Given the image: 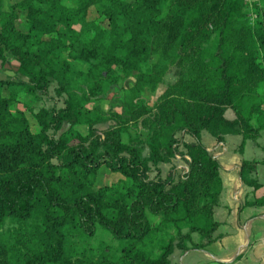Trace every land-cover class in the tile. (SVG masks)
Segmentation results:
<instances>
[{
    "label": "trees",
    "instance_id": "1",
    "mask_svg": "<svg viewBox=\"0 0 264 264\" xmlns=\"http://www.w3.org/2000/svg\"><path fill=\"white\" fill-rule=\"evenodd\" d=\"M5 4L0 65L10 54L17 67L0 78V264H171L175 248L209 244L220 163L200 132L241 134L242 151L264 130V0L252 3L253 19L246 0ZM172 70L176 80L148 104L143 93ZM131 78L124 113L99 131L107 118L86 102ZM16 87L32 100L52 91L62 104L30 106V121L3 94ZM177 157L186 169L176 177ZM258 162L242 160L239 170L254 190ZM161 164H171L165 175ZM102 167L127 182L95 188ZM97 225L126 244L101 241L96 253Z\"/></svg>",
    "mask_w": 264,
    "mask_h": 264
},
{
    "label": "crops",
    "instance_id": "2",
    "mask_svg": "<svg viewBox=\"0 0 264 264\" xmlns=\"http://www.w3.org/2000/svg\"><path fill=\"white\" fill-rule=\"evenodd\" d=\"M225 116L232 119L234 114L228 109ZM190 138L185 136L186 141L193 140ZM200 139L220 163L221 192L213 209L217 225L213 240L205 247L175 248L171 264H264V204H245L248 199L264 196V130L256 138L246 139L242 151L238 150L241 134H225L217 140L202 130ZM242 160L259 161L254 175L262 184L260 188L254 190L241 180ZM183 166L185 170L186 164ZM193 234L192 243L196 244Z\"/></svg>",
    "mask_w": 264,
    "mask_h": 264
},
{
    "label": "rangeland",
    "instance_id": "3",
    "mask_svg": "<svg viewBox=\"0 0 264 264\" xmlns=\"http://www.w3.org/2000/svg\"><path fill=\"white\" fill-rule=\"evenodd\" d=\"M5 1H6L5 5L7 6L9 3H13L16 0H5ZM252 3L254 2H251V4L248 3L249 8H250L249 16L251 17V19L256 17V14L254 13V10L252 7ZM18 22H19V27L22 28L24 26L23 20L19 19ZM154 59L155 57H153V60ZM76 66L81 69L86 68V65L81 64V63H76ZM16 67H17V61L10 54H7L6 63L4 65H0V78L6 79V78L13 77L16 72ZM175 80H176V76L174 75V72L172 70L165 75L164 83L159 84L157 88L155 89V91H146L143 93L141 97H143L147 101V103L151 105L155 102L158 95L166 87V84L169 82H173ZM131 84H132V78L125 81L123 85L108 86L107 88H105L102 94H100L97 97L91 98L88 102H86V105H88V107H92V106L96 107L103 113V116L107 118V120L105 119L103 122H100L96 125L99 131L106 129V127L111 123L110 119L112 115H114L115 113H121V114L124 113V100L131 98V94L128 92V89ZM259 88L261 91H264V82L260 84ZM3 94L11 96L13 98V106L15 108L22 109L30 121H32V116L30 114V111L28 110L30 106H33L36 109L42 105L49 106L53 103L54 104L57 103V105L62 104V101L60 99H57L56 97H54L52 91H50V93L47 96H41L40 98L36 100L30 99V97L24 94V92L17 87L13 91H10L9 89L4 88ZM31 127L33 130H36L35 124L32 123ZM186 137H188L189 140L191 139L189 135H186ZM172 165H174L175 167L174 171H175V176L177 177L178 175L181 174V172H183L184 170L183 165H185V162L179 157H177L176 159L173 160ZM170 167H171V164H161L160 168H161L162 175H165L167 171L170 169ZM153 174L154 172H152L151 175ZM126 182H127V179L123 177L121 174L111 172L107 168L102 167L96 176L94 187L99 188L103 185L120 186ZM153 220L154 222H156L158 218H153ZM171 231L172 230L169 229V232ZM195 235L197 234L194 233L193 237L199 240V238L196 237ZM89 241H90V246L93 248V250L96 253H99L101 251L98 248L99 246L98 243L101 241L109 245V247H111L112 250H116L119 248V246L126 244L125 240L114 239L107 230L103 229L99 225H97L96 232L94 236H92L89 239ZM174 260L175 258H173L172 263H174Z\"/></svg>",
    "mask_w": 264,
    "mask_h": 264
},
{
    "label": "built area",
    "instance_id": "4",
    "mask_svg": "<svg viewBox=\"0 0 264 264\" xmlns=\"http://www.w3.org/2000/svg\"><path fill=\"white\" fill-rule=\"evenodd\" d=\"M259 0H247V2L249 3V4H251V2H258Z\"/></svg>",
    "mask_w": 264,
    "mask_h": 264
}]
</instances>
